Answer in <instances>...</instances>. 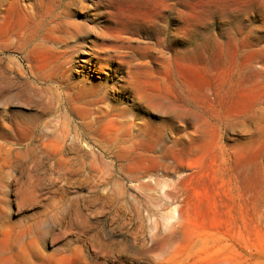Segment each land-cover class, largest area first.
Masks as SVG:
<instances>
[{
	"label": "rangeland",
	"instance_id": "1",
	"mask_svg": "<svg viewBox=\"0 0 264 264\" xmlns=\"http://www.w3.org/2000/svg\"><path fill=\"white\" fill-rule=\"evenodd\" d=\"M0 56V264H264V0H0Z\"/></svg>",
	"mask_w": 264,
	"mask_h": 264
},
{
	"label": "bare ground",
	"instance_id": "2",
	"mask_svg": "<svg viewBox=\"0 0 264 264\" xmlns=\"http://www.w3.org/2000/svg\"><path fill=\"white\" fill-rule=\"evenodd\" d=\"M8 38H9V37H8ZM8 38H7V39H8ZM42 46H43V44H42ZM102 48H103L104 51H108V50H109V47H102ZM2 59H3L4 61H7V62H10V61H11V60L8 59L7 57H1V56H0V60H2ZM123 67H124V66H123ZM24 98H25V97H24ZM86 124H87V123H86Z\"/></svg>",
	"mask_w": 264,
	"mask_h": 264
}]
</instances>
